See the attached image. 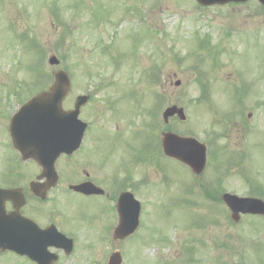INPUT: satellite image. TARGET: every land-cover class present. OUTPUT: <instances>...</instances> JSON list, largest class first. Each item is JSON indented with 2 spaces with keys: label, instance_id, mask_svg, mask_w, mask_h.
Here are the masks:
<instances>
[{
  "label": "rangeland",
  "instance_id": "1",
  "mask_svg": "<svg viewBox=\"0 0 264 264\" xmlns=\"http://www.w3.org/2000/svg\"><path fill=\"white\" fill-rule=\"evenodd\" d=\"M77 1L0 0V82H16L20 91L27 92L23 102L51 84L57 68L47 59L56 56L72 79L71 95L64 104L72 107L76 95L93 94L80 114L90 125L88 131L97 125L115 137L113 129L119 126L123 145L130 144L136 160L140 154L141 161L157 162L142 170L148 186L138 194L144 220L135 250L149 261L141 264L169 262L180 256L184 242L200 236L204 246L202 253L192 256L193 264H264V218L242 217L234 223L219 196L206 198L213 192L206 182L224 174L218 191L264 199V7L257 1L222 7H200L193 0ZM92 9L96 21L101 20L98 26L90 23ZM128 30L135 33L128 35L129 42L123 39ZM106 59L112 63L106 65L109 68L98 66ZM137 71L143 72L141 87L154 82L158 71L160 84L148 91L159 100L165 98L157 111L156 98L140 94V86L129 82L133 76L134 81L141 79L140 74L133 75ZM173 74L181 82L177 88ZM100 83L103 88L97 90ZM203 91L204 101H197ZM108 96L118 118L106 110ZM171 104L183 106L188 119L183 124L171 122L172 131L212 140L199 177L181 166L167 165L156 152L155 133L158 136L164 129L161 114ZM93 107L99 108L96 118L90 113ZM1 110L0 130L5 118ZM149 111L152 116L147 118ZM139 118L144 120L134 138ZM219 134L222 137L217 139ZM90 137L91 131L81 151L61 162L90 165L94 156ZM3 156L8 158L6 165H19L11 149L0 147ZM199 185L206 190L200 191ZM182 258L179 264L190 257Z\"/></svg>",
  "mask_w": 264,
  "mask_h": 264
},
{
  "label": "flooded vegetation",
  "instance_id": "2",
  "mask_svg": "<svg viewBox=\"0 0 264 264\" xmlns=\"http://www.w3.org/2000/svg\"><path fill=\"white\" fill-rule=\"evenodd\" d=\"M16 99L14 85L0 82V109L5 115L0 130L5 138L3 149H11L17 160L8 138L9 114ZM121 142L119 135L111 137L107 131L93 130L91 164L55 165L57 180L51 186L46 185L44 175H49L42 174L39 165H6L8 158H0V163L5 164L0 165V190L9 191H0V264H109L113 258L119 264L145 263L135 251L143 223L142 207L137 229L124 236L116 234L118 199L126 191L136 197L144 185L141 166L145 162L140 154L136 160L132 150L128 152ZM12 160L11 156L9 161ZM81 184H91L89 189L93 192L70 188ZM202 249L200 236L186 242L180 257L171 259L169 264L184 262L185 254L190 255L186 264H193L191 256Z\"/></svg>",
  "mask_w": 264,
  "mask_h": 264
},
{
  "label": "water",
  "instance_id": "3",
  "mask_svg": "<svg viewBox=\"0 0 264 264\" xmlns=\"http://www.w3.org/2000/svg\"><path fill=\"white\" fill-rule=\"evenodd\" d=\"M196 1L202 5H212L246 0ZM258 1L264 5V0ZM49 63L57 64L58 61L55 57H51ZM69 83L66 73L57 72L55 81L48 91L32 97L11 120L10 131L14 147L22 154L23 159H33L38 165H42L44 171L53 172L54 163L60 154H69L78 148L86 127L85 123L77 119L79 108L87 99L85 96L77 99L74 110L64 112L62 109V100L69 89ZM182 142L195 144L190 139L182 140L176 136H166L164 145L166 153L173 154L192 165L196 172L200 171L204 164L203 149L196 145L198 150L186 153ZM174 147L179 151L177 154L174 153ZM194 160H198L199 165L196 162L194 164ZM223 199L234 214L238 212L264 214V202L260 200L238 198L229 194H225Z\"/></svg>",
  "mask_w": 264,
  "mask_h": 264
}]
</instances>
